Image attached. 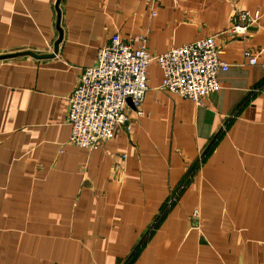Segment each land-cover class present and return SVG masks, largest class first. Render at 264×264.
<instances>
[{"label": "crops", "instance_id": "0c3cea01", "mask_svg": "<svg viewBox=\"0 0 264 264\" xmlns=\"http://www.w3.org/2000/svg\"><path fill=\"white\" fill-rule=\"evenodd\" d=\"M238 8L260 16L233 38ZM114 33L213 35L228 69L196 103L151 62L131 128L73 145L66 97ZM2 55L0 264H264V0H0Z\"/></svg>", "mask_w": 264, "mask_h": 264}, {"label": "built area", "instance_id": "2783aa9c", "mask_svg": "<svg viewBox=\"0 0 264 264\" xmlns=\"http://www.w3.org/2000/svg\"><path fill=\"white\" fill-rule=\"evenodd\" d=\"M259 16L258 10L235 9L227 33L233 38L245 37ZM136 41L134 46L122 40L118 33L112 34L98 48L95 63L81 69L77 84L66 97L69 143L91 149L112 139L120 127L129 130V111L142 114L140 106L148 90L151 62L162 72L161 90L196 103L219 88V74L228 69V64L219 59L221 51L213 35L157 55L148 52L145 36ZM243 55L249 65L256 63L249 50Z\"/></svg>", "mask_w": 264, "mask_h": 264}, {"label": "rangeland", "instance_id": "374dc122", "mask_svg": "<svg viewBox=\"0 0 264 264\" xmlns=\"http://www.w3.org/2000/svg\"><path fill=\"white\" fill-rule=\"evenodd\" d=\"M158 224H159V219H157V222L156 223L154 222V224L148 229V231L146 232L143 238H148L152 234V232H154V229Z\"/></svg>", "mask_w": 264, "mask_h": 264}, {"label": "water", "instance_id": "95a60500", "mask_svg": "<svg viewBox=\"0 0 264 264\" xmlns=\"http://www.w3.org/2000/svg\"><path fill=\"white\" fill-rule=\"evenodd\" d=\"M57 3H58V0H57ZM29 54H32V53H30V52H28ZM5 57H9V55H2V56H0V58H5Z\"/></svg>", "mask_w": 264, "mask_h": 264}]
</instances>
